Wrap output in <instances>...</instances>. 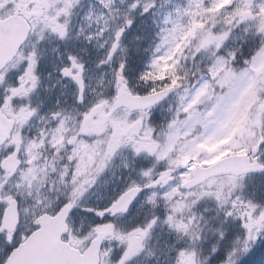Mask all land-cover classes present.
I'll return each mask as SVG.
<instances>
[{"label": "snow or ice", "instance_id": "obj_1", "mask_svg": "<svg viewBox=\"0 0 264 264\" xmlns=\"http://www.w3.org/2000/svg\"><path fill=\"white\" fill-rule=\"evenodd\" d=\"M0 264H264V0H0Z\"/></svg>", "mask_w": 264, "mask_h": 264}]
</instances>
